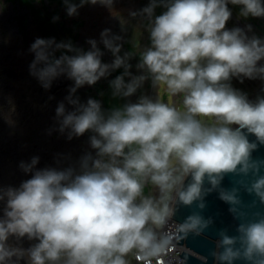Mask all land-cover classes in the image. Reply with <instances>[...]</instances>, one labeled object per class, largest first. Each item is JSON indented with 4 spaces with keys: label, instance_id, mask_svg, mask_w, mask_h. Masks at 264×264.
<instances>
[{
    "label": "clouds",
    "instance_id": "1",
    "mask_svg": "<svg viewBox=\"0 0 264 264\" xmlns=\"http://www.w3.org/2000/svg\"><path fill=\"white\" fill-rule=\"evenodd\" d=\"M63 2L70 17L86 4L110 10L114 5V0ZM229 3L242 6L244 18L264 17V0H151L131 12L148 19L151 39L139 53L136 67L144 74L138 76L130 71L132 54H120L122 37L110 30L101 33L99 43L113 54L111 64L102 62L94 39L87 41V51L71 41H34L30 73L41 86L48 90L60 77L74 82L66 97L73 110L64 102L56 109L58 131L69 140L92 133L89 144L96 155L81 157L79 173L72 167L36 170L39 157L21 163L32 178L19 188L0 189V202L6 201L0 264L26 256L29 264H185L177 247L214 224L202 212L206 197L217 191L240 223L237 235L218 232L210 252L215 264H264V214L249 218L241 199L242 188L264 204V160L252 155L264 145V97L250 101L230 83L233 77L264 80V40L226 28ZM158 7L166 10L155 15ZM125 23L121 18L122 27ZM120 68L123 74L110 81L114 97H131L150 79L157 98L141 96L108 112L94 98L81 103L78 89ZM160 90L177 102H165ZM6 119L13 123L10 114ZM229 174L241 179L225 189ZM180 206L193 212L176 223ZM10 237L39 243L24 250L9 245Z\"/></svg>",
    "mask_w": 264,
    "mask_h": 264
},
{
    "label": "rangeland",
    "instance_id": "2",
    "mask_svg": "<svg viewBox=\"0 0 264 264\" xmlns=\"http://www.w3.org/2000/svg\"><path fill=\"white\" fill-rule=\"evenodd\" d=\"M73 2L79 3V0H73ZM150 2L151 0H114L111 10L100 4H86L79 8L78 15L70 17L67 15L63 0H0V111H2L0 114V158L5 155L4 163H0L5 165V168L0 171L7 172L8 169L10 174V171L15 170L16 163L19 165L22 162L30 163L33 157H39L37 170L56 161L58 170L72 167L79 173L81 157L87 153L96 155L89 144L92 133L69 140L67 133L61 134L58 131L59 124L56 117L58 106L55 105L64 102L68 110H73L67 104L66 97L70 94L69 89L74 86V82L67 77H60L54 81L58 87L54 90L55 92L52 91V94L63 92L61 98L58 101H55L52 96L42 98V86L30 73V65L34 60V54L30 51L31 45L37 38L55 39L57 42L71 41L76 47L87 51L90 49L87 41L94 39L104 53L102 62L111 64L114 61L113 54L99 43L101 33L107 29L112 34L122 37V40L118 42L122 44L120 54H132L129 60L132 75H142L144 73L136 66L140 63L139 53L151 46L150 33L147 30L148 19L140 16L133 18L130 13L140 12ZM165 10L163 7H158L155 15H160ZM54 17L59 19L54 21ZM121 18L126 22L123 27ZM59 55L60 53H57V57ZM6 67L13 70L10 77L5 75ZM123 72V68L117 69L94 86L81 87L76 95L81 103H86L89 98L99 100L105 112L112 109L113 102L115 107L117 105L120 107L130 102H138L141 96H148L154 100L157 98L158 89L153 87L149 79L133 96L118 97L117 102L112 94L110 81L122 75ZM129 79L125 77L126 82ZM3 81H7L15 90L14 97L8 96L9 90L3 88ZM160 95L165 102H177V98L169 97L163 90H160ZM21 98L26 106L23 111L25 112L24 120L21 119L22 112L16 103ZM9 114L13 120L12 124H9L6 119ZM42 134L46 135L47 143ZM5 135H10L8 140L10 143L4 140ZM30 150L34 153H30ZM27 174L32 175V173ZM8 181H11L9 187L14 188L16 184L18 185L17 180L10 177L0 182L2 189L6 190ZM145 192L147 194L148 189ZM5 208L6 201L0 202V218L4 217ZM32 242L34 245L39 243L38 240ZM11 264H29L28 257L18 261L13 258Z\"/></svg>",
    "mask_w": 264,
    "mask_h": 264
},
{
    "label": "water",
    "instance_id": "3",
    "mask_svg": "<svg viewBox=\"0 0 264 264\" xmlns=\"http://www.w3.org/2000/svg\"><path fill=\"white\" fill-rule=\"evenodd\" d=\"M230 5L231 3L228 4V6ZM255 18L264 23V17ZM249 140L256 141V138L254 135H249ZM252 155L253 159L264 160V145H259L258 150ZM262 174H264V169H262ZM240 179L241 177L233 174L226 175L222 182V187L225 189L237 187V181ZM248 179L250 180L251 178ZM241 199L247 206L245 211L249 213V218H252L257 212L264 214V204H260L254 195H249L242 188ZM206 204L207 207L202 212V215L206 218L212 217L214 224L204 234L200 236L190 234L187 239L180 241V243L185 245V248L188 250L187 252H182L180 255L184 258L185 264H204L203 259H201L204 257L207 258V264H215L210 252L214 249L216 240L219 239L218 232L226 229L229 235H237L236 228L240 221L234 219L230 214L229 205L219 199L218 191L213 192L206 197ZM192 212L193 207L180 206L176 212L174 220L178 223H182L187 216L192 214ZM235 264H246V262L236 261Z\"/></svg>",
    "mask_w": 264,
    "mask_h": 264
},
{
    "label": "bare ground",
    "instance_id": "4",
    "mask_svg": "<svg viewBox=\"0 0 264 264\" xmlns=\"http://www.w3.org/2000/svg\"><path fill=\"white\" fill-rule=\"evenodd\" d=\"M11 73H13V70L11 68H7L6 67L5 68V75H6V77H10L11 76ZM57 87L58 86L54 84V81H53L52 87L50 89L46 90V89H44L42 87V91H43V93L41 95L42 98H44V97L47 98V97L52 96L55 101L56 100L58 101L61 98V94L63 92H59V93L56 92V93L52 94V91L56 90ZM3 88L5 90H9L8 91V96L9 97H14L15 96L14 95L15 94V90L12 89L11 85L8 84L7 81H3ZM16 103L18 104V109L22 112L21 113V119L24 120L25 119V112H23V111L26 108V106L24 105V100L21 98V100H18V102H16ZM55 106H58V105H55ZM42 137H43V139L46 142V139H47L46 135L45 134H42ZM4 140L7 143H10V141L8 142V140H10V135H5ZM30 153H34V151L33 150H30ZM4 159H5V155H2L1 158H0V163L1 164L4 163ZM57 163L58 162L54 161L50 165L49 164H46L47 166H45L44 168H55V169L58 170L59 167H58V164ZM15 165H16L15 170H12V172L10 171V174L8 173V169H7V172L0 171V182L5 181L6 178L9 179L10 177H12V178L16 179L17 180V183H18V185L16 184V186L14 188H18V187H20V185L22 184V182H24V181H26L28 179H31L32 178V175H29V174L25 173L21 169V167L18 168V166H20L19 164L16 163ZM4 168H5V165H0V170H4ZM10 182L11 181H8V186L6 187V189L9 188ZM0 189H2L1 186H0ZM32 241H34V240H29L27 237H24V238L19 239V240L16 237H10L8 243H9V245H11L13 247L19 246L20 248H22L24 250H28V249H30L31 247L34 246V244H33Z\"/></svg>",
    "mask_w": 264,
    "mask_h": 264
},
{
    "label": "flooded vegetation",
    "instance_id": "5",
    "mask_svg": "<svg viewBox=\"0 0 264 264\" xmlns=\"http://www.w3.org/2000/svg\"><path fill=\"white\" fill-rule=\"evenodd\" d=\"M228 7L232 12V16L226 25L227 29L240 28L250 37L257 36L264 40V23L262 21L251 16L248 18L242 17L240 15L242 6L231 4ZM249 25L251 26V31H248ZM260 63L264 64V61H261ZM241 79L243 82H241ZM230 83L234 89L247 94L250 101L255 102L258 97H264V80L233 77Z\"/></svg>",
    "mask_w": 264,
    "mask_h": 264
},
{
    "label": "built area",
    "instance_id": "6",
    "mask_svg": "<svg viewBox=\"0 0 264 264\" xmlns=\"http://www.w3.org/2000/svg\"><path fill=\"white\" fill-rule=\"evenodd\" d=\"M176 222V221H175ZM178 223V222H176ZM180 248H185V245L179 243L178 247H177V254H178V258L179 260L185 261L184 258L182 256H180L182 254V252L179 251ZM186 249V248H185ZM134 264H137V262L135 260H133Z\"/></svg>",
    "mask_w": 264,
    "mask_h": 264
},
{
    "label": "trees",
    "instance_id": "7",
    "mask_svg": "<svg viewBox=\"0 0 264 264\" xmlns=\"http://www.w3.org/2000/svg\"><path fill=\"white\" fill-rule=\"evenodd\" d=\"M109 99V98H108ZM118 99V97H116V100ZM110 100V99H109ZM109 100H108V102H109ZM117 102H118V100H117ZM116 102V103H117ZM114 103V105H115V102H113ZM113 103H112V108H114L115 106L113 105ZM117 107H119L118 105H117Z\"/></svg>",
    "mask_w": 264,
    "mask_h": 264
}]
</instances>
